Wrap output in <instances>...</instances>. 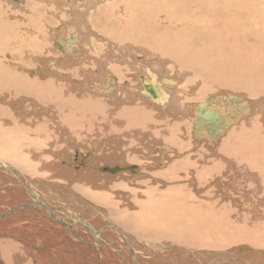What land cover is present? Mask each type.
I'll return each mask as SVG.
<instances>
[{"label":"bare ground","instance_id":"obj_1","mask_svg":"<svg viewBox=\"0 0 264 264\" xmlns=\"http://www.w3.org/2000/svg\"><path fill=\"white\" fill-rule=\"evenodd\" d=\"M118 2L127 10L113 17L108 0H0L26 10L17 25L0 9V102L13 97L7 108L27 126L17 134L47 124L42 108L17 107L27 89L55 97L39 80L51 78L74 108L55 100L68 129L36 132L29 158L0 136V264H264V119H255L264 105L226 90L205 97L216 68L242 65L264 79V0ZM30 46L58 53L46 67L38 60L37 79L20 74ZM207 58L216 62L206 74ZM151 123L157 146L142 127ZM130 132L138 146L123 140ZM213 219L256 240L196 248L167 239L170 227Z\"/></svg>","mask_w":264,"mask_h":264},{"label":"rangeland","instance_id":"obj_2","mask_svg":"<svg viewBox=\"0 0 264 264\" xmlns=\"http://www.w3.org/2000/svg\"><path fill=\"white\" fill-rule=\"evenodd\" d=\"M108 1H110L112 4H110V7H111L110 10H105V16H107L108 14L111 15V13H113V15H112L113 17L116 15L121 16V15L125 14V11L127 9H126V6L124 4H122L123 6L121 8L119 6H116L117 4H119L118 1H123V0H108ZM161 1H164V0H161ZM167 1H170V0H167ZM171 1H173V0H171ZM31 6H35V5H30V6L28 5V7H29V11H31L33 13V14L32 13L31 14L33 15V17L36 20H37V18L40 17L39 15H41V19L44 18V16H45L44 11L40 10L41 12L36 13V11ZM104 6L105 5L102 4L101 8ZM5 8H7V10ZM0 9L3 10V12H7V20H8L7 22L9 24L12 21H15L13 23L17 22V25H18V23H20L17 20L19 18H20L19 20L22 19L19 15L20 14L23 15V11H26V10H23L21 7H12L9 4L1 5ZM103 11H102V13H103ZM112 11H114V12H112ZM119 12H121V13H119ZM13 14H15V15H13ZM3 19H4V16H3ZM9 20H11V21L9 22ZM71 28H73V27H71ZM71 28H69V29L72 31ZM262 47H264V44L262 45ZM150 48H153L152 43H151ZM30 49L32 50V52L25 53V51H24V53H23L26 55L25 60L27 62V65H25L26 68L20 74L23 77H29V78L37 79L36 75H34V72L36 71V67L38 66V60L40 58H43L44 59L43 62H44L45 67H46L49 63L56 62L55 59L58 56V53L55 54V52H52V51L47 49V52H50L51 56L49 58H45V57H39L38 56L39 54L35 51L33 46H30ZM261 51L264 52V49ZM215 62H216L215 60L207 58L202 63L203 73L207 74L210 71L211 66L213 64H215ZM151 63H152V61H151ZM237 67L240 70L233 69L230 66L222 67L219 70H217V68L214 69V70H216L217 77L215 75L213 77L217 78V80H220L219 86H217L218 84L214 83L215 78L212 79V77H211L210 79H208L206 81V85L209 88L207 89L208 92H207V95L205 97L210 96V95H214V94H219L220 92H222L220 90H226V91L232 92V94L233 93L241 94L245 98V100H248L247 98H249L250 99L249 101L251 102L252 107L254 109H257L259 104L264 105V79L261 80L260 82H257L258 80L253 79L254 77L252 76V73H250L248 69L243 68L242 65H238ZM27 69H31L32 75L27 74L28 73L26 71ZM55 70H59V69H55ZM39 81L40 82H47L48 86H47V90H45V91H47L49 93H54L55 97H52L51 96L52 94L49 95V94H46L42 91H31L30 89H27L29 91V94H26L24 97L22 96L23 99L21 100L20 104L17 107L22 108V110H24L25 113L32 111V109H34L33 107L42 108L44 110V115H42L40 117H41V120L43 119V120L47 121V124L45 125V127L42 128V127H38V126L34 125L31 127V129H29V131L20 132L17 134L16 130L19 126H24L25 128H27V126L25 125L26 124L25 122H21L20 119L18 117H15L14 114L11 113L7 108V103L13 97H11L7 94L5 101L0 102V107H1V109L4 110V113H5V115L0 116V126L3 128V129H0L1 130L0 136H3L5 138L10 137L12 139L17 140L20 143H23L24 147H21L20 151H19V154H20L19 157L21 159L23 157L29 158L30 151H35L37 149L36 143L29 139L30 137H35L36 132L37 133L41 132V131L50 132V131L54 130L56 126H59L61 128H64V129H68L66 124L60 123L59 120L56 119V116H55L56 101L55 100L58 101V104L62 103L64 105H66L70 111H72L74 109L72 107V102L66 98L67 93H66V95H62L61 89L54 85V81L51 78L47 79L46 81H42V80H39ZM189 81L190 80H185L183 86L186 87ZM60 83H63V82H60ZM212 83H214V84H212ZM41 84H43V83H41ZM226 91H224V92H226ZM184 93L186 94V92H184ZM257 94H262V98L256 99L254 95H257ZM85 95H86L85 93H82L80 95V97L77 98V101H79L80 103L81 102H87L88 101L87 98L83 99V101H82V97ZM92 102H94V101H92ZM20 108H19V110H20ZM85 108H87V107H85ZM262 110L264 111V107L262 108ZM127 111H129V110H127ZM15 113H17V111H15ZM117 115H118V117H120L122 119L123 118L127 119V117H129L130 118L129 122L133 123V124L142 122L139 120V113H134L131 115L126 113L123 115V113L121 111H118L113 116L117 117ZM249 116L250 115H247V117H249ZM9 117L11 118V121H13L15 124L7 123V118H9ZM28 117H26V118H28ZM4 119H5V121H4ZM255 119L263 120L264 115H262V116L257 115L255 117ZM68 123L70 124L69 121H68ZM156 124L158 126L160 125L158 123H156ZM154 126H155V123H151V124H148V125H145L142 127H147L146 132L149 135H151V136H149L150 137L149 141L153 142V145L157 146V142L160 138H154V136L152 135ZM71 127L73 128V126H71ZM122 129H125V128H121L119 130V132ZM109 132H111V131H109ZM22 134L26 135L25 140L20 138V136ZM78 135H76L74 133H70L69 137L71 140H74V139L79 140V139H82V138L89 136L85 133L82 134V137H79ZM101 139H103V138H101ZM123 140L126 143L131 144V146H138L139 145L137 142L136 135L131 133V132L125 134L123 136ZM163 144L169 146V144L166 142H164ZM76 145L82 149H89V150L93 149L89 144L78 143ZM152 147L153 146L151 145V148ZM3 150L4 149L0 148V151H3ZM178 159H180V158H178ZM243 161H247V160L244 159ZM210 182H211V180H210ZM210 191H212V188H210ZM217 200H219V199H217ZM202 202L204 204H206L207 199L202 197ZM215 220L216 219H213L211 224H208L205 226H200V225H198V226H187L184 229H181V227H180L181 223L177 224L174 227H170L171 229H170L169 233L166 234L167 239H168V241L186 242V243L191 244L193 247L203 246V245L207 244V245H212V246H219L222 248H225V247L230 246L232 244L253 243L254 240H256V236L251 231L246 230L244 227H238V226L232 227V226H227V225H223V224L217 225ZM247 231H249V232L245 235L244 232H247ZM154 238L155 237L152 235L141 234L140 240L145 242V243H150V242H155Z\"/></svg>","mask_w":264,"mask_h":264}]
</instances>
